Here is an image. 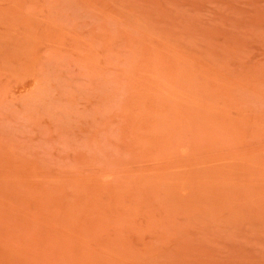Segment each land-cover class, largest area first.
I'll list each match as a JSON object with an SVG mask.
<instances>
[{
	"label": "rangeland",
	"instance_id": "374dc122",
	"mask_svg": "<svg viewBox=\"0 0 264 264\" xmlns=\"http://www.w3.org/2000/svg\"><path fill=\"white\" fill-rule=\"evenodd\" d=\"M0 264H264V0H0Z\"/></svg>",
	"mask_w": 264,
	"mask_h": 264
}]
</instances>
